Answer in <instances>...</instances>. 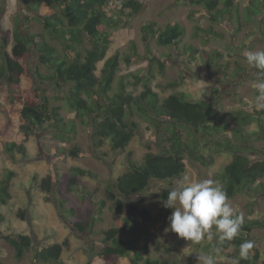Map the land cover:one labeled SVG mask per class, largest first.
I'll return each instance as SVG.
<instances>
[{"label":"trees","instance_id":"trees-1","mask_svg":"<svg viewBox=\"0 0 264 264\" xmlns=\"http://www.w3.org/2000/svg\"><path fill=\"white\" fill-rule=\"evenodd\" d=\"M26 10L33 18L42 24L44 33L31 34L27 27L7 30L2 37L0 47L2 63L0 65V82L8 93L10 108L7 112L20 116L21 131L24 142L34 130H44L52 127L62 135L76 134L75 121L66 122L60 111L61 107L52 106L39 84H49L58 89L68 87L67 106L75 111L82 122L89 117L92 127V140L95 149L110 139L114 150L126 152L133 136L140 132V124L134 120V115L144 118L156 132L152 146L158 151L146 154L143 163L134 160L133 152L127 151L126 162L128 172L120 176L114 185H108L107 199L113 202L115 212L124 214L121 228H112L103 232V245L98 251H93L95 260L101 264H121L126 257L128 264H162L158 259L146 256L147 241L139 247V237L147 239L151 236L150 224L164 226L174 209L162 207L157 215L143 206V198L136 202L125 198L141 195L152 181L172 183L180 181L186 173V161L210 168L215 163L214 155L225 152L232 156V161L224 169L215 174V179L221 181L222 188L232 199L238 194L252 198L264 196V160H253L249 153L255 150L249 141L258 136L264 139L263 111L240 110L219 114L213 103L205 100L193 101L184 92H175L162 99L155 92L151 83L152 73L133 75L132 80H118L121 63L132 65L138 58L137 47L133 43L129 54L117 51L109 56L113 46V30L118 28L129 11L128 16L138 14L142 9L139 0H23ZM191 5H202L211 21H220L225 13L230 14L235 0H224L225 9H219V0H190ZM246 20L264 13V0H249L246 10ZM264 37V17L258 23ZM155 22L143 25V40L148 43L156 40L162 47L180 49L186 29L179 23H170L164 30L157 28ZM212 32V31H211ZM208 34V36H211ZM214 33V32H212ZM51 40L57 41L62 48L54 46ZM183 54L191 60H196L199 51L189 45L182 47ZM38 55V61L50 73L33 72L29 66L31 53ZM152 64H157L164 71L165 62L148 49ZM203 61L207 66L218 65L222 54L217 51L212 55L203 53ZM219 59V60H218ZM102 63V68H101ZM239 69L238 71H241ZM35 73V74H34ZM240 72H237L239 74ZM35 84L29 88L23 87V79ZM184 79L169 82L163 89L180 87ZM115 84L117 86L115 87ZM142 84L144 91L133 95L128 87ZM117 90V91H116ZM231 120L235 122L232 127ZM258 124V132L250 133L248 128L253 123ZM12 124L0 127V138L6 136L4 150L14 155H26L24 142L10 139ZM232 133V136L229 135ZM233 136L238 143L234 142ZM60 155L78 157V149L62 150ZM53 175L41 182L45 192H53L58 184V175L53 167ZM72 179L69 181V191L78 190V177H96L91 171L79 167L71 169ZM15 173L9 171L0 181V203L6 204L11 199L10 182ZM172 189L164 188L160 197L167 199V193ZM119 194L121 196H119ZM56 195V192H55ZM59 213L67 219L76 215L73 208H66V201L56 199ZM101 211L106 207V201L99 203ZM125 211V212H124ZM95 218H78L74 228L80 233L92 231ZM264 228V219L244 218L239 235L232 241H225L218 246L221 251L233 249V255L239 256V246L250 240L254 229ZM120 233L131 236L130 240L121 238ZM16 250V258L22 259L25 252L32 247L30 237L19 235L17 238H6ZM142 248H145L144 251ZM63 246L55 244L36 253L38 261L46 264H62L60 258ZM148 254V253H147ZM240 264H264L258 251L253 250L247 260Z\"/></svg>","mask_w":264,"mask_h":264},{"label":"rangeland","instance_id":"rangeland-1","mask_svg":"<svg viewBox=\"0 0 264 264\" xmlns=\"http://www.w3.org/2000/svg\"><path fill=\"white\" fill-rule=\"evenodd\" d=\"M139 2L142 4L141 11L132 16H128L129 11H127L119 27L113 30L114 43L109 56L117 51L124 55L129 54L133 43L139 55L132 65L121 63L118 80L123 77L132 80L133 75L145 76L152 73L154 77L151 87L162 99L175 92H184L193 101L205 100L213 103L219 114L240 110L264 112V109L257 107L255 80L249 76L252 66L246 61L248 51L264 50V37L258 25L264 13H259L253 20L247 21L246 10L249 0H235L230 14L225 13L220 21L214 23L202 5H191L190 0H139ZM219 2V9H225L224 0ZM148 22H155L157 28L162 30L170 23H179L184 27L186 33L180 49L162 47L156 40L146 43L143 40L142 27ZM27 24L31 34L44 33L42 24L26 10L23 0H0V47L5 31L14 32L18 28L23 30ZM210 32L211 36H208ZM51 43L59 49L62 48L55 40H51ZM189 45L199 51L196 60H191L182 52V47ZM148 49L166 63L164 71L149 60L151 55ZM217 51L222 54L220 60L218 59V65L207 66L203 61V53L212 55ZM2 61L0 51V65ZM28 63L33 72L50 73L39 63L38 55L34 51ZM239 69L242 70L238 71ZM182 78L184 83L180 87L166 90L162 88L169 82ZM2 82H0V127L11 123L13 126L10 139L24 142L21 131L24 122L21 121L20 116L10 115L7 112L10 108L9 93ZM36 82L46 91L51 105L61 107L60 113L65 121H75L76 134L62 135L52 127L34 130L24 142L26 155L8 154L3 146L7 137L0 138V181L9 171L15 173L10 182L11 199L6 204L0 203V264H46L38 261L36 253L55 244L63 246L60 258L62 264H101V260H95L92 252L98 251L103 246L101 244L103 232L112 228H121L122 219L125 217L124 214H117L113 202L107 199V186L114 185L120 176L128 172L127 151L133 152V158L138 163H143L147 153L158 151L155 147L148 148V144L152 146L156 132L148 126L149 123L144 118L134 115V120L140 124V132L132 137L126 152L114 150L110 139L105 140L101 147L95 149L92 127L89 123L91 120L87 117L82 122L76 112L67 106L68 87L58 89L47 83L40 84L38 79ZM36 82L34 78L32 83L23 79V87L28 89ZM127 91L136 96L144 91V87L140 84L137 87H128ZM231 124L234 127L235 122L231 120ZM258 130V124L255 122L248 128L253 134ZM229 135L232 136V133L229 132ZM233 140L238 143L234 136ZM249 144L256 148L249 153L251 159L264 160V139L254 136ZM75 148L78 149V157L60 155L63 149L70 151ZM214 158L215 163L210 168L187 160L186 173L180 181L188 184L209 179L222 189L224 184L215 179V174L232 161V156L222 151L216 153ZM53 167L58 175V184L53 192L49 193L42 189L41 182L53 175ZM74 167L91 171L96 177L79 176V189L69 191L71 169ZM176 182L178 181L163 182L162 186L152 187V191L156 192L149 191L150 184L141 195L125 200L136 202V199L142 197L143 206L155 216L164 207L160 197L162 189H172ZM262 182L264 183V179ZM54 197L65 200L66 208H73L76 215L68 219L61 215ZM102 200L106 201V207L101 211L99 203ZM228 202L236 215L242 214L247 219H264V196L252 198L238 194L232 199L228 198ZM88 217L95 218L96 223L92 231L78 232L73 223L78 218ZM150 230L152 233L147 239L139 237V247L147 241V251L142 248L148 253L146 256L158 259L162 264H199L198 256L209 253L215 256L216 264H234L237 259L233 255V249L227 252L220 249L219 253L213 251L221 243L214 229L211 240L205 237L199 243L187 241L171 231L170 220L164 226L150 224ZM19 235L30 237L32 242L31 249L27 250L20 260L16 258L15 248L6 239L7 237L15 239ZM119 236L125 240L131 239L126 233H120ZM250 238L255 242L250 255L256 250L264 260V228L254 229ZM121 264H128L126 257L121 259Z\"/></svg>","mask_w":264,"mask_h":264},{"label":"clouds","instance_id":"clouds-1","mask_svg":"<svg viewBox=\"0 0 264 264\" xmlns=\"http://www.w3.org/2000/svg\"><path fill=\"white\" fill-rule=\"evenodd\" d=\"M246 61L252 66L249 76L255 80L257 107L264 109V50L248 51ZM162 185L163 181H152L149 191H152V187ZM167 194L163 206L174 209L169 217L170 228L180 238L199 243L205 237L211 240L215 232L218 240L223 243L232 241L239 235L244 217L242 214H234L227 193L215 186L212 180L202 179L188 184L178 181ZM254 245L255 242L252 240L242 242L239 246V256L234 264H239L240 260H247ZM213 251L219 253L220 248L216 247ZM198 261L199 264L201 262L216 264L215 256L211 253L198 256Z\"/></svg>","mask_w":264,"mask_h":264}]
</instances>
